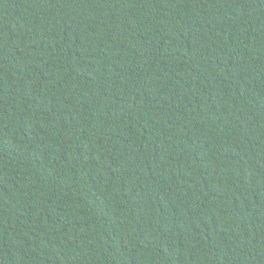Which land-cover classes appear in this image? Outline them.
<instances>
[{
  "label": "trees",
  "instance_id": "obj_1",
  "mask_svg": "<svg viewBox=\"0 0 264 264\" xmlns=\"http://www.w3.org/2000/svg\"><path fill=\"white\" fill-rule=\"evenodd\" d=\"M0 264H264V0H0Z\"/></svg>",
  "mask_w": 264,
  "mask_h": 264
}]
</instances>
